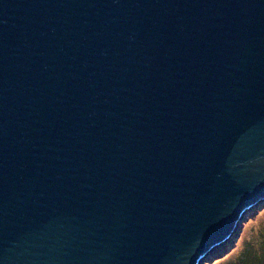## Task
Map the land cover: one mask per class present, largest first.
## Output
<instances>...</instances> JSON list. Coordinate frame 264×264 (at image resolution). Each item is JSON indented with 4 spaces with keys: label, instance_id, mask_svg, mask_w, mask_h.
I'll return each mask as SVG.
<instances>
[{
    "label": "water",
    "instance_id": "water-1",
    "mask_svg": "<svg viewBox=\"0 0 264 264\" xmlns=\"http://www.w3.org/2000/svg\"><path fill=\"white\" fill-rule=\"evenodd\" d=\"M264 197V0H0V264H199Z\"/></svg>",
    "mask_w": 264,
    "mask_h": 264
},
{
    "label": "rangeland",
    "instance_id": "rangeland-1",
    "mask_svg": "<svg viewBox=\"0 0 264 264\" xmlns=\"http://www.w3.org/2000/svg\"><path fill=\"white\" fill-rule=\"evenodd\" d=\"M199 264H264V200L250 208L234 235Z\"/></svg>",
    "mask_w": 264,
    "mask_h": 264
},
{
    "label": "bare ground",
    "instance_id": "bare-ground-1",
    "mask_svg": "<svg viewBox=\"0 0 264 264\" xmlns=\"http://www.w3.org/2000/svg\"><path fill=\"white\" fill-rule=\"evenodd\" d=\"M262 200H264V197L260 201H262Z\"/></svg>",
    "mask_w": 264,
    "mask_h": 264
}]
</instances>
